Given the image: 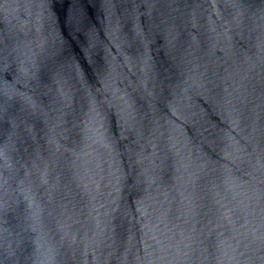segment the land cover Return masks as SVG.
I'll use <instances>...</instances> for the list:
<instances>
[{
  "label": "water",
  "instance_id": "1",
  "mask_svg": "<svg viewBox=\"0 0 264 264\" xmlns=\"http://www.w3.org/2000/svg\"><path fill=\"white\" fill-rule=\"evenodd\" d=\"M0 264H264V0H0Z\"/></svg>",
  "mask_w": 264,
  "mask_h": 264
}]
</instances>
